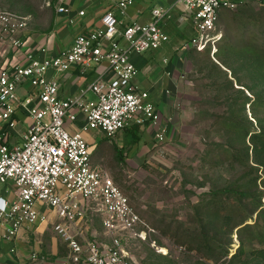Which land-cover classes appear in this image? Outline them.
I'll list each match as a JSON object with an SVG mask.
<instances>
[{
    "label": "built area",
    "instance_id": "2783aa9c",
    "mask_svg": "<svg viewBox=\"0 0 264 264\" xmlns=\"http://www.w3.org/2000/svg\"><path fill=\"white\" fill-rule=\"evenodd\" d=\"M134 0H118L124 11ZM194 13L197 33L184 46L216 51L222 37L218 29L220 11L235 8V0H180ZM43 7L69 13L66 0H42ZM80 9L79 13L84 14ZM162 7L152 8L146 22L122 20L112 9L101 16L94 29L78 32L70 46L56 54L47 45L25 48L26 30L32 14L0 8V44H9L19 58L0 62V224L12 238L24 224L46 220L40 204L54 207L59 220L53 228L68 245L69 252L59 264H133L123 245V232L146 239L147 229L129 197L113 176L94 161L95 145L84 134L99 130L113 136L121 128L151 123L157 140L167 132L161 111L148 89L135 83L138 67L132 52L160 47L169 36L160 25L169 16ZM107 61L111 77L98 74L79 93L61 96L59 81L48 72H62L73 66L88 69ZM30 88L21 94L19 87ZM91 91L95 99L86 93ZM23 121L19 136L14 128ZM77 123L74 129L68 123ZM96 202L103 212V224L110 242L90 239L79 224L84 208ZM151 231L152 228H149ZM152 246H165L152 239Z\"/></svg>",
    "mask_w": 264,
    "mask_h": 264
},
{
    "label": "rangeland",
    "instance_id": "374dc122",
    "mask_svg": "<svg viewBox=\"0 0 264 264\" xmlns=\"http://www.w3.org/2000/svg\"><path fill=\"white\" fill-rule=\"evenodd\" d=\"M0 8L31 13L32 22L35 19L38 26L44 24L42 0H0ZM248 20L251 21L250 33L263 38L264 0H242L237 8L223 11L219 29L222 32L221 40L240 36L245 25L243 22ZM223 47L225 43L220 41L217 51L211 50L210 56L187 48L184 55L168 57L169 65L170 61L175 63L178 60L182 64L179 71L170 74L175 83L172 86L173 102L168 106L171 118L167 117V132L162 141L157 140L155 132L150 131L151 127H147L148 131H139L141 138L137 142L133 140L132 126L121 128L113 136H103L99 130L93 135L94 161L113 176L129 197L131 205L142 219L138 228L148 231L146 239L127 231L122 233L123 245L131 253L133 264H229L226 257L215 262L214 258H209L191 244L192 237L206 223V217L210 213L209 200L215 189L229 185L237 189L246 188L257 194L258 191H264L261 178L259 183H246L254 175H264V160L263 163H257L251 156V162L241 166L218 158L222 150H218L216 143L226 139L219 117L226 111L227 103L214 86L216 84L211 81L206 64L211 59L221 63L222 57H225L235 66H240L239 59L232 53L223 52ZM170 52L164 45L143 51L146 59L153 58L155 67L151 71L140 67L138 75L144 88L151 91V98L159 108L165 101L169 77L165 72L167 64L163 58ZM238 73L242 83H255L247 69L238 68ZM229 76L234 79L235 86L245 87L238 84L239 81L231 75L230 70ZM224 79L226 78L221 76L219 81L224 83ZM244 90L253 98L256 97L247 87ZM259 111L264 114L262 108ZM247 112L255 123L249 104ZM24 128L20 119L14 132L19 136ZM262 197L264 202V196ZM214 199H235V203H240L236 193L231 196L220 194ZM252 201V197L244 198V203L248 205ZM212 203L217 207L214 201ZM90 205L91 207L84 208V216L80 219L83 232L90 239L110 242L111 235L103 224V212L96 202H91ZM47 207L54 218L48 224L46 232L53 233V224L59 220V216L54 207ZM221 209L227 210L225 207ZM255 221L256 213L248 222ZM214 225L215 223L211 224V227L216 232V242L231 240L232 251L244 244L246 251L242 252L241 259L235 264H264V240L252 239L251 227L243 230L239 236V226L230 234L226 224L222 225L221 222V226ZM152 239L165 246L164 251H158L152 246ZM66 251L68 254L69 249Z\"/></svg>",
    "mask_w": 264,
    "mask_h": 264
},
{
    "label": "crops",
    "instance_id": "0c3cea01",
    "mask_svg": "<svg viewBox=\"0 0 264 264\" xmlns=\"http://www.w3.org/2000/svg\"><path fill=\"white\" fill-rule=\"evenodd\" d=\"M118 0H66L71 7L69 13L58 12L54 7H43L45 20L43 26H38L35 19L26 30L25 48H34L38 45H47L48 55L56 54L60 50L70 46L75 35L81 31L94 29L101 23V16L109 9H112L120 20L121 27L133 20L146 22L152 17L153 7H162L169 11V16L162 18L159 23L169 38L161 46H167L171 52L164 55V62L167 64L165 72L168 74V85L165 88V101L159 108L164 122L171 118L169 111L170 104L173 102L172 86L174 78L170 75L172 72L179 71L180 60L168 63V57L184 55L188 47L184 46L185 41L197 33V26L194 21L193 10L186 3L180 0H134L124 11L117 6ZM237 1V0H235ZM83 9L84 14L79 10ZM160 46V47H161ZM159 48V47H158ZM157 49V48H155ZM23 60V54H15L14 49L9 44H0V62L6 59ZM132 59L138 67L135 76V83L141 84L138 78L140 67L150 70L155 66L153 58L146 59L143 52H132ZM111 77L113 71L109 69L107 61L101 62L97 66L84 69L81 66H73L62 72H55L50 69L48 75L55 77L59 81V91L61 96H68L79 93L82 89H87L90 82L100 73ZM30 86L25 82L19 87L21 94L26 93ZM149 90V89H148ZM150 96H151V91ZM86 95L90 99H95L94 94L89 90ZM156 103V102H155ZM157 105V104H156ZM169 106V107H168ZM74 129H78L77 123H70ZM167 124V122H166ZM154 132L151 123L140 126V130H149ZM130 128V127H128ZM98 130H86L85 136L92 141L93 135ZM103 136L108 137L102 132ZM41 209L46 212V220H38L32 224H24L16 236L9 238L5 235V229L0 224V264H59L65 258L68 245L56 234L47 233L48 224L54 216L50 215V208L47 205L40 204ZM58 222L55 221V223ZM54 225V224H53ZM73 264H85L84 261Z\"/></svg>",
    "mask_w": 264,
    "mask_h": 264
},
{
    "label": "trees",
    "instance_id": "16d2710c",
    "mask_svg": "<svg viewBox=\"0 0 264 264\" xmlns=\"http://www.w3.org/2000/svg\"><path fill=\"white\" fill-rule=\"evenodd\" d=\"M238 7L242 0H237ZM224 7L220 11V17L218 21V29H220V20L222 12H227V9H235ZM250 20L241 21L245 23L242 27V34L236 38L229 39L222 37L217 41L218 43H225L223 52L232 53L236 59H239L240 66H235L227 58L222 57L221 63L214 59H211L208 64V74L210 75L213 85L219 89L222 94L221 98L226 100L227 109L219 117L221 124L223 125L224 131L226 132V139L222 142H217L218 150H222L219 153V159L229 162L230 164H239L241 166L247 165L251 162V156L255 162H261L264 160V114L260 113V109L264 112V37H255L250 33L249 27H251ZM240 22V23H241ZM241 23V24H243ZM195 52L200 54H206L210 56L212 50L211 46L205 49L199 50L196 47H189ZM217 51V50H216ZM215 51V52H216ZM220 55V53H218ZM225 65L227 68H224ZM238 68H245L249 72L251 78L255 80V83H242L241 76L238 73ZM229 70L231 75L237 80L238 84H242L248 89L252 90L256 97L249 95L244 88L237 87L234 84V79L229 76ZM225 77L224 83L219 81L220 77ZM260 89L257 90L256 88ZM223 91V92H221ZM247 104L251 106V111L256 119V122L249 118L247 112ZM140 126L134 124L131 127L133 140L136 142L140 140ZM128 128V127H127ZM118 146H116L117 148ZM261 178V182L264 185V175H254L247 182L259 183L258 180ZM115 180V179H114ZM116 182V181H115ZM117 183V182H116ZM258 185V184H257ZM232 185L215 189L212 199L209 200L208 209L210 213L206 217L205 224L201 226L198 234L192 237L191 244L197 249L206 253L209 258H214L215 262H218L221 258L226 257L229 264H235L237 260L241 259L242 252L244 253V244H240L236 251L231 250V240L228 242H216V232L212 231L211 224L214 226L227 225V228L232 231L239 226L238 235L241 236L243 230L252 228L251 238L264 240V202L262 196L264 191L248 190L246 188H235ZM237 194V201L233 200H217L214 199L220 194H226L231 196ZM255 194L256 197L254 196ZM253 199L252 203L248 205L244 203V198ZM214 203L217 207L214 206ZM221 207L227 208V210L221 209ZM256 213V221L248 222ZM204 219H202L203 221ZM243 224V225H242ZM198 241V242H197ZM264 251V250H263ZM231 254V256H229ZM229 256V257H228Z\"/></svg>",
    "mask_w": 264,
    "mask_h": 264
}]
</instances>
